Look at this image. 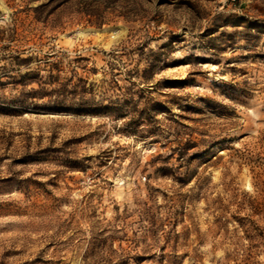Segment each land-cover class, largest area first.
I'll use <instances>...</instances> for the list:
<instances>
[{
	"label": "rangeland",
	"instance_id": "1",
	"mask_svg": "<svg viewBox=\"0 0 264 264\" xmlns=\"http://www.w3.org/2000/svg\"><path fill=\"white\" fill-rule=\"evenodd\" d=\"M0 264H264V0H0Z\"/></svg>",
	"mask_w": 264,
	"mask_h": 264
},
{
	"label": "clouds",
	"instance_id": "2",
	"mask_svg": "<svg viewBox=\"0 0 264 264\" xmlns=\"http://www.w3.org/2000/svg\"><path fill=\"white\" fill-rule=\"evenodd\" d=\"M7 19V17H5V20Z\"/></svg>",
	"mask_w": 264,
	"mask_h": 264
}]
</instances>
